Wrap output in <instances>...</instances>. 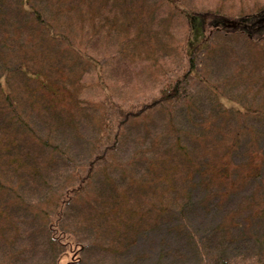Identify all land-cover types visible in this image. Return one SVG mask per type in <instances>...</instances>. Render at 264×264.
Instances as JSON below:
<instances>
[{"label":"rangeland","instance_id":"obj_1","mask_svg":"<svg viewBox=\"0 0 264 264\" xmlns=\"http://www.w3.org/2000/svg\"><path fill=\"white\" fill-rule=\"evenodd\" d=\"M263 13L0 0V264H264Z\"/></svg>","mask_w":264,"mask_h":264},{"label":"trees","instance_id":"obj_2","mask_svg":"<svg viewBox=\"0 0 264 264\" xmlns=\"http://www.w3.org/2000/svg\"><path fill=\"white\" fill-rule=\"evenodd\" d=\"M38 20H39V22H41V19H38ZM234 24H235L234 26L240 32H242L244 35H246L251 40H256V39L260 40L264 36V13L260 14L258 16H254V17L243 18L242 21H239L238 23L235 22ZM250 24L257 25L258 28L261 30V33L259 35H257V33H254L253 31H249L247 25H250ZM232 29H233L232 27H230V28H228V27L227 28H219L218 31H224L228 34V33H230V31ZM192 59L190 61L192 63L191 69L188 72L187 76H189L192 73V69L194 68L195 60L194 59L192 60ZM178 83H179L178 85H180V82H178ZM178 88H179V86H175V87H173V89L165 91L163 93V99L164 100H172V99L174 100V99L178 98V96H179Z\"/></svg>","mask_w":264,"mask_h":264}]
</instances>
